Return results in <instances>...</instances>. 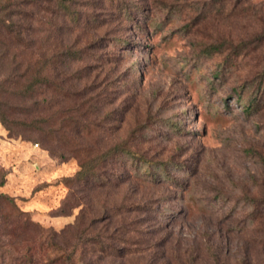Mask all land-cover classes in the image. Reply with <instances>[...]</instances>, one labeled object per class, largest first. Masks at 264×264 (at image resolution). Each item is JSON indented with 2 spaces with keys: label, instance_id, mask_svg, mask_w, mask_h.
<instances>
[{
  "label": "rangeland",
  "instance_id": "obj_1",
  "mask_svg": "<svg viewBox=\"0 0 264 264\" xmlns=\"http://www.w3.org/2000/svg\"><path fill=\"white\" fill-rule=\"evenodd\" d=\"M27 1L31 44L0 54V264H264V0ZM28 59L47 81L22 104Z\"/></svg>",
  "mask_w": 264,
  "mask_h": 264
},
{
  "label": "trees",
  "instance_id": "obj_2",
  "mask_svg": "<svg viewBox=\"0 0 264 264\" xmlns=\"http://www.w3.org/2000/svg\"><path fill=\"white\" fill-rule=\"evenodd\" d=\"M36 5V4H35ZM59 7H61L62 11L67 13L69 16L74 15V11H72L71 5L69 3H65L63 1L58 2ZM34 6L33 1L27 0H0V54L3 58H7L10 52V46H15L20 49H28L29 44L28 37L32 32V29L23 27V22L31 19L32 23L34 22L33 15L31 12V8ZM13 18H18V24L13 22ZM16 28V29H15ZM233 50H238V46L234 47ZM16 59V56L14 57ZM44 58V57H43ZM42 58V59H43ZM1 59V58H0ZM47 62L45 61H36L35 63L32 60L28 59L25 64V68L23 73L19 76L21 80L25 83L22 85V89L20 91V95L23 98L22 104L27 102L29 99H32L34 96V92L38 85L42 84L44 81H47L46 70H47ZM22 115L26 116V112H22ZM3 123L5 125H22L23 132H31L34 129L29 126L31 124L26 123L22 119L19 120H9L7 117H3ZM8 130L12 132V130L7 126ZM118 155L120 153H124L126 155H130L133 159H137V161L147 162L143 157L139 156L135 152H132L127 149H123L121 147H116L111 150V154ZM86 170H82L78 173V178L86 176ZM2 199H4L3 195H0ZM73 252L71 254L68 253L66 259H64L61 264H75ZM60 262L59 259L52 260V264H58Z\"/></svg>",
  "mask_w": 264,
  "mask_h": 264
}]
</instances>
